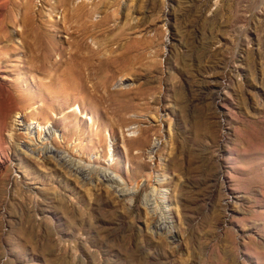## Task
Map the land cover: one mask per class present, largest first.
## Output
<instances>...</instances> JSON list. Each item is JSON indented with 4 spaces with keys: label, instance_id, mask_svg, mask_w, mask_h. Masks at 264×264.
<instances>
[{
    "label": "rangeland",
    "instance_id": "1",
    "mask_svg": "<svg viewBox=\"0 0 264 264\" xmlns=\"http://www.w3.org/2000/svg\"><path fill=\"white\" fill-rule=\"evenodd\" d=\"M23 11L15 0L0 15L14 30ZM30 11L60 21L55 42L85 41L97 106L88 96L37 114L26 69L0 72V264H264V0H32ZM17 77L9 104L3 81ZM72 111L61 144L25 145L20 120ZM44 142L78 172L42 156Z\"/></svg>",
    "mask_w": 264,
    "mask_h": 264
},
{
    "label": "bare ground",
    "instance_id": "2",
    "mask_svg": "<svg viewBox=\"0 0 264 264\" xmlns=\"http://www.w3.org/2000/svg\"><path fill=\"white\" fill-rule=\"evenodd\" d=\"M20 1L23 3L24 11L22 16L19 17L18 24H16L17 22L14 24L15 27L18 26L17 29H10L7 17L4 14L0 15V72L14 73L26 69V72L30 74L29 84L33 87L29 93L30 104H34L38 99L41 101L40 106L37 107L35 112L37 114L46 113L44 106H49L55 111L62 112L65 105L76 103L79 105V99L83 101V99L88 96L92 98L96 107L97 104L94 101L91 90L85 84V64L82 61V56L85 54L83 51V43H85V41L81 44V39L70 41L69 37L66 40L59 39L58 42H55L53 38L56 33H61L63 29L60 21L43 19L44 14L41 11L40 20L36 22L35 17L37 14L30 11L32 0ZM14 2L15 0H0V12L6 10L8 6ZM64 2L65 0H58V3ZM55 6L54 4L53 7ZM75 10L74 8L73 11ZM101 19L102 20L90 21L89 29L83 35H88L90 33L88 36H93L90 27L108 20L109 17L108 15H103ZM13 36H15L18 41H15ZM64 44L70 47L69 50H66ZM53 51H56L57 57L49 64H41V61L49 58ZM95 53H97V51H93L92 55L94 56ZM113 61L117 63L119 61L118 56H116ZM7 62H15V64L8 65ZM19 63H22V65H19ZM116 67H118L117 64L111 66L106 65L105 69L108 73L114 74L117 71ZM45 73L47 74L45 79L44 77L38 76V74L45 75ZM3 82V95L6 97V101L9 104L18 101L20 99V90L17 89L18 83L20 82L19 78H12L4 80ZM82 101L81 105L83 103ZM76 116L77 114L75 111L66 112L59 119H52V124L48 126H46L47 124H42L39 119L35 121L36 126L32 124L33 122L27 123V121L23 122V120H20L22 121L20 129L24 132H19L23 138H26V140L28 138L25 144L27 147H30L32 143L34 147L38 146L40 143L37 145L36 141L41 137V134L45 139L50 138L54 144L56 143L59 145L61 141L58 139L56 133L58 122L62 125H69L70 123L74 125V118ZM48 119H50V117H47L46 120ZM60 138L64 139V135L62 134ZM29 141H32V143L30 144ZM34 147L32 148L33 150L35 149ZM74 147L76 146L73 145L71 149ZM58 148L44 142V144L38 147V150L39 152H43L42 156L45 158L50 157L65 173H77L78 171L76 172V170L80 167L79 163L77 161H68L65 159L62 155L63 153L58 150ZM82 165L85 166V164ZM125 193L127 194V191Z\"/></svg>",
    "mask_w": 264,
    "mask_h": 264
}]
</instances>
